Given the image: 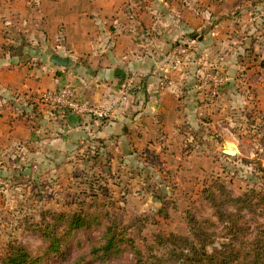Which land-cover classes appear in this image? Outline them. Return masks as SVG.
Instances as JSON below:
<instances>
[{
  "label": "rangeland",
  "instance_id": "obj_1",
  "mask_svg": "<svg viewBox=\"0 0 264 264\" xmlns=\"http://www.w3.org/2000/svg\"><path fill=\"white\" fill-rule=\"evenodd\" d=\"M53 3L0 0V75L25 72L35 81L48 51L67 52L74 63L84 59L86 53L70 45L66 51L41 46L44 38L52 44L68 40L63 28L57 32L50 20ZM132 7L136 12H126L175 13L167 19L169 27L181 23L187 30L171 38L175 58L183 63L176 88L179 107L187 115L176 133L159 130L138 144L129 136L121 143L120 134L102 138L94 127L77 133L65 130L62 118L53 140L42 138L37 146L33 140L12 142L10 150L2 148L0 264H5L11 245L25 247L40 264H134L127 242L112 253H94L110 225L132 239L148 263L159 264L160 257H170L163 242L168 235L194 237L187 212L199 210L204 214L198 218L214 222L209 228L213 243L207 245L211 253L230 243V233L211 216L204 188L219 179L235 196L249 188L264 192V0H136ZM73 71L83 74L84 69ZM66 86L75 88L67 83L58 89ZM55 90L36 92L43 108L52 105L41 94ZM53 109L84 122L104 121L97 128L108 123L106 116ZM74 213L85 215L88 223L67 234L65 214ZM247 219L263 222L264 216ZM46 226H56L63 237L59 251L48 250Z\"/></svg>",
  "mask_w": 264,
  "mask_h": 264
},
{
  "label": "crops",
  "instance_id": "obj_2",
  "mask_svg": "<svg viewBox=\"0 0 264 264\" xmlns=\"http://www.w3.org/2000/svg\"><path fill=\"white\" fill-rule=\"evenodd\" d=\"M52 1L50 20L57 32L59 26L63 28L68 40L52 44L44 38L41 46L66 51L70 45L86 55L74 63L67 52L48 51V61H42L36 70L35 81L25 72L12 70L0 75V150H10L12 142L33 140L37 146L42 138L53 140L62 118L65 130L77 133L94 127L102 138L120 134L121 143L128 136L136 144L148 142L159 130L176 133L187 115L179 107L176 88L182 82L183 63L177 62L171 40L184 36L187 30L181 23L170 28L167 21L176 14L127 13V8L135 11L132 3L136 0H65V6ZM53 56L68 58V64L54 63ZM81 69L83 74L73 71ZM67 83L75 86L80 98L111 108L108 123L97 128L104 121L84 122L68 112L43 108L36 92ZM126 87L128 95L123 98ZM20 110L24 113H18ZM134 130L136 135L128 134Z\"/></svg>",
  "mask_w": 264,
  "mask_h": 264
},
{
  "label": "trees",
  "instance_id": "obj_3",
  "mask_svg": "<svg viewBox=\"0 0 264 264\" xmlns=\"http://www.w3.org/2000/svg\"><path fill=\"white\" fill-rule=\"evenodd\" d=\"M202 197L209 204L211 216L217 218L230 233V243H222L221 248L214 247L209 253L207 245L213 243L209 228L214 226V222L207 217L198 218L197 214H204L201 210L196 213L188 211V223L194 237L190 239L174 233L168 235L163 242H167L170 257H160L159 264H163L165 260L180 264H264V221L247 219V215L264 216V192L249 188L241 195L235 196L226 184L216 179L204 188ZM65 215L67 234L88 223V218L83 214ZM43 234L49 241L48 250L59 251L63 237L58 234L56 226H46ZM251 234L253 238L249 240ZM105 235L104 243L93 247L94 253L109 254L127 242L135 257L134 264H150L133 240L124 236L122 230L118 231L114 225H110L107 226ZM9 249L4 259L5 264H40V258L33 256L21 245H11Z\"/></svg>",
  "mask_w": 264,
  "mask_h": 264
},
{
  "label": "built area",
  "instance_id": "obj_4",
  "mask_svg": "<svg viewBox=\"0 0 264 264\" xmlns=\"http://www.w3.org/2000/svg\"><path fill=\"white\" fill-rule=\"evenodd\" d=\"M177 62H179L177 60ZM217 81L222 82L223 79L220 77L216 78ZM123 98H127L128 89L127 87L122 91ZM47 102H50L52 108L57 106L66 109L67 111L77 113H89L102 118L107 116V111L96 108L94 105H89L88 101L79 99L76 89L72 86H66L55 91H48L41 94Z\"/></svg>",
  "mask_w": 264,
  "mask_h": 264
},
{
  "label": "water",
  "instance_id": "obj_5",
  "mask_svg": "<svg viewBox=\"0 0 264 264\" xmlns=\"http://www.w3.org/2000/svg\"><path fill=\"white\" fill-rule=\"evenodd\" d=\"M51 60L58 65H64L65 66L68 64V58H66V57L53 56ZM226 152L229 154H235V152L232 153L229 150H226Z\"/></svg>",
  "mask_w": 264,
  "mask_h": 264
},
{
  "label": "bare ground",
  "instance_id": "obj_6",
  "mask_svg": "<svg viewBox=\"0 0 264 264\" xmlns=\"http://www.w3.org/2000/svg\"><path fill=\"white\" fill-rule=\"evenodd\" d=\"M230 152H232V153H233L234 151H230Z\"/></svg>",
  "mask_w": 264,
  "mask_h": 264
}]
</instances>
